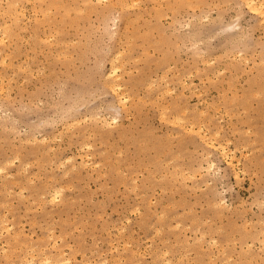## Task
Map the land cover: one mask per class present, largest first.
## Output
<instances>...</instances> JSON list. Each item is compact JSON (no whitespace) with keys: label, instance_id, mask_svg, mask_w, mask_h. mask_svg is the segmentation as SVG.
Segmentation results:
<instances>
[{"label":"rangeland","instance_id":"374dc122","mask_svg":"<svg viewBox=\"0 0 264 264\" xmlns=\"http://www.w3.org/2000/svg\"><path fill=\"white\" fill-rule=\"evenodd\" d=\"M87 1L0 0V264H264V14Z\"/></svg>","mask_w":264,"mask_h":264},{"label":"bare ground","instance_id":"6f19581e","mask_svg":"<svg viewBox=\"0 0 264 264\" xmlns=\"http://www.w3.org/2000/svg\"><path fill=\"white\" fill-rule=\"evenodd\" d=\"M41 1H42V0H41ZM88 1H89V0H88ZM88 1H87V2H88ZM99 1H100V0H99ZM245 1H246L245 3L247 4L248 0H245ZM256 1H257V0H256ZM90 2H91V1H90ZM262 2H263V1H262ZM260 3H261V2H260ZM260 3H259V5H256V4L254 3V0H249V2H248L247 5H249L248 8L250 7V9H251L252 11H255L256 13H257V12H258V13L260 12L261 14H264V10H263L262 8L258 7V6H260ZM262 5H263V4H262ZM262 5H261V7H263ZM169 6H170V5H169ZM258 10H259V11H258ZM47 12H48V11H47ZM262 16H263V15H262ZM263 17H264V16H263ZM263 19H264V18H263ZM262 21H263V20H262ZM46 22H47V21H46ZM263 22H264V21H263ZM6 26H7V25H6ZM6 28H7V27H6ZM7 29H9V27H8ZM7 29H5V30L7 31ZM8 31H9V30H8ZM3 32H4V31H3ZM1 33H2V32H1ZM4 33H5V32H4ZM2 34H3V33H2ZM0 35H1V34H0ZM3 36L6 38L5 34H4ZM3 36H2V37H3ZM0 37H1V36H0ZM7 37H8V36H7ZM2 39H3V38H2ZM2 39H0V40H2ZM1 42H2V41H1ZM117 59H118V58H117ZM117 59H115V60H117ZM113 64H114V63H113ZM113 66H114V65H113ZM119 66H120V65H119ZM119 66H118V67H119ZM111 67H112V66H111ZM118 67L116 68V70H117V69L119 70ZM112 68H113V67H112ZM114 68H115V67H114ZM114 68H113V70H115ZM122 68H123V66H122ZM110 69H111V68H110ZM116 70H115V73H116ZM120 70H121V69H120ZM112 72H113V71H112ZM115 73L113 72L112 75H114ZM109 74H110V73H109ZM109 74H108V76H109ZM112 75H111V76H112ZM116 75H117V74H115V77H113V76H112V77H113V78H116ZM112 77L109 76V77H107V78H108V79H109V78L112 79ZM118 77H120V76H117L116 79H118ZM114 80H115V79H114ZM114 80H113V81H114ZM119 80H120V79H119ZM112 84H113V86L115 85V83H112ZM116 84L118 85L119 83L117 82ZM110 85H111V84H109V86H110ZM117 85H116V88L120 86V84H119V86H117ZM111 86H112V85H111ZM184 88H185V86H184ZM112 89H114V88H112ZM112 89H111V90H112ZM121 89H122V88H121ZM112 91H113V90H112ZM117 91H118V90H117ZM114 92H116V91H114ZM116 95H117V93H116ZM117 97L119 98L118 101H121L122 104H121V105L119 104V105L122 107L123 104H124L123 101H126V100H124V99H126V97H124L123 100H120V97H119V96H117ZM118 98H117V99H118ZM127 100H129V98H127ZM124 105H125V104H124ZM167 105H168V104H167ZM125 107H126V106H125ZM163 115H164V117H165V112L163 113ZM176 117H177V116H176ZM174 118H175V117H174ZM178 118H179V117H177V119L175 118V120H178ZM180 118H181V117H180ZM180 118H179V119H180ZM80 120H81V119H80ZM113 120H114L115 123L118 122V121H117V118H114ZM181 121H182V120H181ZM109 123H110V122H109ZM109 123H108V125L110 126ZM183 123H184V122H183ZM177 124H178V122H177ZM192 125H193V124H192ZM179 126H180V125H179ZM194 126H195V125H194ZM194 126H193V127H194ZM184 128H185V127H184ZM199 129H200V128H199ZM80 165H82V164H80ZM210 165H211V164H210ZM74 167H75V166H74ZM3 168L5 169V167H3ZM2 170H3V169H2ZM2 170H1V171H2ZM3 171H4V170H3ZM66 174H68V173H66ZM58 193H59V192H58ZM58 193H57V194H58ZM54 194L56 195V193H54ZM55 195L53 196L54 198H55ZM59 195H60V193H59ZM56 196H58V195H56ZM53 197H52V198H53ZM55 199H57V198H55ZM52 200H54V199H52ZM216 203H217V202H216ZM216 203H215V204H216ZM223 203H224V202H223ZM161 217H162V216H161ZM160 221H161V220H160ZM162 221H163V220H162ZM4 223H5V222H4ZM4 230H5V229H4ZM50 236H51V235H50ZM36 248H37V247H36ZM32 249H33V248H32ZM34 251H35V250H34ZM31 252H32V251H31ZM43 252H44V251H43ZM44 253H45V252H44ZM37 254H38V253H37ZM42 254H43V253H42ZM31 255H32V254H31ZM44 255H45V254H44ZM7 256H8V255H7ZM26 256H27V255H26ZM26 256H25V257H26ZM41 256H42V255H41ZM46 256L49 257V256H51V255H46ZM46 256H45V257H46ZM55 256H57V255H55ZM59 256H60V254H59ZM59 256H57V258H58ZM39 257H40V256H39ZM34 258H35V257H34ZM50 258H51V257H50ZM41 259H42V257H41ZM45 259H46V260H45L46 263H49V264H50L49 259H47V258H45ZM24 260H27V259L24 258ZM30 260H31V258H30ZM38 260H39V258H38ZM43 260H44V258H43ZM50 260H51V259H50ZM57 260H58V259H57ZM28 261H29V260H28ZM45 261H44V262H41V261H40V262H41V264H44ZM30 262H32L31 264H34V263H33V260H31ZM69 262H70V261H69ZM23 263H24V262H23ZM51 263H52V262H51ZM64 263H65V261H64ZM102 263H103V261H102ZM118 263H119V262H118ZM24 264H25V263H24Z\"/></svg>","mask_w":264,"mask_h":264}]
</instances>
